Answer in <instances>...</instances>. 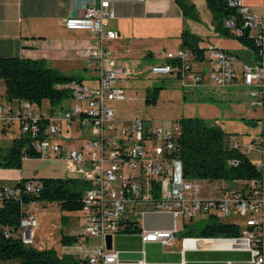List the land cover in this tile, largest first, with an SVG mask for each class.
<instances>
[{
    "label": "built area",
    "instance_id": "obj_1",
    "mask_svg": "<svg viewBox=\"0 0 264 264\" xmlns=\"http://www.w3.org/2000/svg\"><path fill=\"white\" fill-rule=\"evenodd\" d=\"M256 1L224 0L229 14L222 23L233 38L246 39L251 44L253 66H244L236 55L208 46L204 48L209 65L205 75L196 70L194 56L186 49L165 52V63L149 69L151 75L175 78L183 87L202 85L207 78L212 86L226 88L234 84L236 73H240V85L248 90L249 106L260 113L259 135L249 146L258 152L260 159L255 165L259 173L255 179L233 183L184 179L181 162L174 154L181 133L177 121L166 125L164 130L160 124L151 125L138 119L116 123L109 104L124 100L117 81L128 80L134 73L124 68L119 71L101 68L112 58L106 44L117 39L116 32L106 28L113 18L110 0H88L80 16L62 22L68 31H86L93 36V46L80 53L97 66L96 73L89 76L94 78L93 86L85 87L81 82L57 86L68 97L51 109L47 104L36 109L23 100L16 106L0 105V123L15 125L26 136L39 156L37 161L63 162L69 178L85 184L78 213L81 229L72 247H81L89 238L100 240L87 264L115 263L116 252L104 249V238L124 233L132 223L138 226L136 215L158 218L160 223L153 229L139 228L142 245L171 246L178 232L183 233L201 221H194L199 215L204 221L213 219L235 225L238 230L235 238L194 240L243 241L249 255L245 264H264V0ZM69 100L75 104L69 106ZM227 146L239 149L236 143L227 142ZM250 151L240 150L244 155ZM236 164L234 160L227 161V166ZM37 184L32 180L25 183L24 193H36ZM201 185L208 189L203 195ZM12 193V188H0V200ZM35 226L32 214L25 210L17 233L22 245H32ZM137 264H143V260Z\"/></svg>",
    "mask_w": 264,
    "mask_h": 264
},
{
    "label": "crops",
    "instance_id": "obj_2",
    "mask_svg": "<svg viewBox=\"0 0 264 264\" xmlns=\"http://www.w3.org/2000/svg\"><path fill=\"white\" fill-rule=\"evenodd\" d=\"M86 1L88 0H0V58L16 57L42 61L46 67L67 77L94 75L97 66L80 56L81 51L93 46V36L86 31H68L62 24L68 17L80 16ZM254 3L257 1L254 0ZM193 7L192 0H181L179 4L175 0H110L113 18L107 22L106 28L116 32L117 39L106 44L112 52V58L105 61L101 68L106 71H119L124 68L134 73L130 79L150 73L151 66L165 63V52L180 49V35L183 31L194 34L191 32L194 31L193 21L185 17L190 15ZM229 43L223 38H216L207 42L208 45L198 43L201 53L186 50L193 54L199 74L205 75L209 65L204 48L213 46L236 55L240 44H236L238 47L234 48ZM238 67L239 65L236 66ZM237 74L240 75L236 73V77ZM166 78L179 82L172 77ZM234 86L245 89L236 79L230 87ZM3 95V84L0 80V105L3 103ZM246 99L243 112L238 116L243 119L249 115L250 122L257 123L259 111L250 107L248 97ZM111 104L109 107L113 109ZM6 131H10L11 136L6 140L0 134V149L7 148L12 137L17 134L15 126L5 125L2 130L0 123V132ZM22 178L21 170L0 169V188H11ZM31 205L25 207L30 213ZM68 214L61 212V218L66 220ZM137 223L138 228L153 229L160 226L158 218L151 217H143ZM61 233L62 236H76L78 232L62 230ZM181 234L182 232H178L171 246H160L157 243L142 245L138 234L113 235L110 241V250L116 252V262L113 264H137L140 260H143V264H245L248 261L249 255L243 241L215 239L211 243L202 241L192 247L184 246L183 241L190 237H182ZM86 241L81 247L61 245L60 253H55L58 257L68 256L79 264H87V258L99 245L87 246ZM31 246L37 250L49 249L37 243L34 245L33 240ZM9 262L2 264H11Z\"/></svg>",
    "mask_w": 264,
    "mask_h": 264
},
{
    "label": "trees",
    "instance_id": "obj_3",
    "mask_svg": "<svg viewBox=\"0 0 264 264\" xmlns=\"http://www.w3.org/2000/svg\"><path fill=\"white\" fill-rule=\"evenodd\" d=\"M180 3L181 0H175ZM206 7L216 14L221 22L229 10L224 0H204ZM223 36L234 39L240 45L251 48L246 39L233 38L223 25L215 30ZM198 41L192 34L183 31L180 35V49H188L193 53H201ZM0 80L3 84V102L16 106L23 100L36 109L47 104L49 109L59 105L68 95L59 85L80 82L78 77L62 76L57 71L44 65L42 61L22 60L16 57L0 58ZM155 93L144 98L145 104L154 103ZM181 128L180 136L175 144V155L180 160L182 175L189 180L225 181L233 183L240 180L255 179L259 173L239 149H229L227 140L219 128L211 126L196 118H184L177 121ZM5 125H2L4 130ZM12 137L10 145L0 149V169L20 170L23 159L38 160L39 156L32 149L28 139L19 133ZM234 160L236 166H227V161ZM35 181L38 190L34 194L24 193V184ZM12 188L11 196H2L0 200V262L17 260L18 264H79L68 257H58L52 248L37 250L32 246H24L17 237L18 224L25 207L31 203H53L60 212L79 213L81 211V196L85 184L71 178H22ZM136 223L130 224L125 234H138ZM238 230L235 225L218 223L207 219L197 229L190 227L181 236L190 238H235ZM76 236H62V246L73 245ZM84 263V262H83Z\"/></svg>",
    "mask_w": 264,
    "mask_h": 264
},
{
    "label": "rangeland",
    "instance_id": "obj_4",
    "mask_svg": "<svg viewBox=\"0 0 264 264\" xmlns=\"http://www.w3.org/2000/svg\"><path fill=\"white\" fill-rule=\"evenodd\" d=\"M192 3L194 7L190 15L185 17L193 21L194 31L191 32H194V34H190L201 45H208L207 42L211 40L223 38L229 41V44L234 48L238 47L236 45L238 44L237 41L223 36L218 33L217 29L215 30V25L218 27L221 25L222 27V22L216 17V14L206 7L204 0H192ZM235 54L240 64L247 67L253 66L250 48L240 45ZM205 55H207V52H205ZM80 78L83 86H93V77L84 74ZM236 81L240 83L239 74H237ZM117 84L123 88L126 97L123 101L111 104L117 124L120 125L138 119L151 125L160 124L164 130L167 127L166 125H171L180 119L196 118L219 128L223 133L224 141L228 140L229 143H236L240 150H244V148L251 149L249 155L247 154V158L251 163L259 164L258 152L249 147L250 143L259 135V125L256 122L252 124L249 115L243 119L238 116L239 113L243 112V104L247 100L246 97H248L247 89L237 88L239 86L215 87L207 78L203 87L190 84L183 87L178 85L179 82L175 80L153 76L149 72L140 77L117 81ZM153 91L155 93L154 103L152 105L145 104L144 98L152 94ZM72 103L75 104L70 101V104ZM258 117H260V113H258ZM0 134L6 140L11 136L10 131L0 132ZM20 170L24 178L65 179L70 177L67 165L60 161L23 160ZM201 190L202 195L207 193V186L201 185ZM31 204L29 210L36 224L32 233L34 245L37 243L43 248L52 247L55 252L60 253L62 230H68V232L80 231L81 216L78 213H70L67 215L66 220H63L61 212L55 204L41 202ZM135 219L140 222V215H136ZM198 219L201 221L192 225L195 229L204 224L203 216H197L194 221ZM176 226L179 231V220H177ZM86 245H100V240L89 238ZM17 262V260H12L9 263ZM2 263L0 262V264Z\"/></svg>",
    "mask_w": 264,
    "mask_h": 264
},
{
    "label": "water",
    "instance_id": "obj_5",
    "mask_svg": "<svg viewBox=\"0 0 264 264\" xmlns=\"http://www.w3.org/2000/svg\"><path fill=\"white\" fill-rule=\"evenodd\" d=\"M110 241H111V237L110 236H105L104 238V249L106 251H109L111 246H110ZM184 243V246L186 245H189V246H192V247H196V245H198V243L194 240V238H190V239H185L183 241Z\"/></svg>",
    "mask_w": 264,
    "mask_h": 264
}]
</instances>
